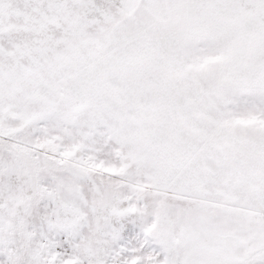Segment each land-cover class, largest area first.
Returning a JSON list of instances; mask_svg holds the SVG:
<instances>
[{
  "label": "snow or ice",
  "instance_id": "1",
  "mask_svg": "<svg viewBox=\"0 0 264 264\" xmlns=\"http://www.w3.org/2000/svg\"><path fill=\"white\" fill-rule=\"evenodd\" d=\"M0 264H264V0H0Z\"/></svg>",
  "mask_w": 264,
  "mask_h": 264
}]
</instances>
